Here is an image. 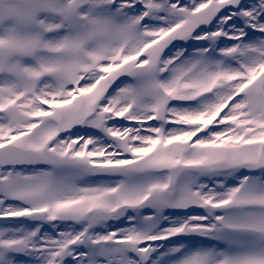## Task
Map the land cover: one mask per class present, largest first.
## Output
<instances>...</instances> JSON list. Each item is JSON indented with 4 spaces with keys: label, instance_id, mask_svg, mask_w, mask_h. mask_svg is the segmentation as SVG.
Masks as SVG:
<instances>
[{
    "label": "snow or ice",
    "instance_id": "1",
    "mask_svg": "<svg viewBox=\"0 0 264 264\" xmlns=\"http://www.w3.org/2000/svg\"><path fill=\"white\" fill-rule=\"evenodd\" d=\"M0 264H264V0H0Z\"/></svg>",
    "mask_w": 264,
    "mask_h": 264
}]
</instances>
